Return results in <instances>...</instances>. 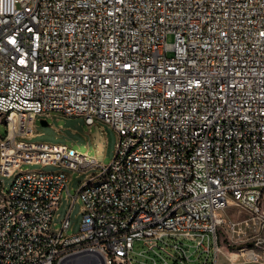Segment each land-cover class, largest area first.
<instances>
[{
  "label": "built area",
  "instance_id": "built-area-1",
  "mask_svg": "<svg viewBox=\"0 0 264 264\" xmlns=\"http://www.w3.org/2000/svg\"><path fill=\"white\" fill-rule=\"evenodd\" d=\"M55 115L111 126L112 161L28 140L37 117ZM0 123V173L12 176L6 191L0 184V264H70L78 254L88 264L91 254L158 264L147 251L160 264H188L184 240L204 262L213 246L218 264L221 224L257 232L252 247L229 252L230 264L244 251L258 259L264 0H0ZM67 170L86 173L75 195ZM64 190L70 208L57 225ZM77 199L79 229L68 233ZM232 206L246 216L225 219ZM135 241L147 251L136 253Z\"/></svg>",
  "mask_w": 264,
  "mask_h": 264
},
{
  "label": "rangeland",
  "instance_id": "rangeland-1",
  "mask_svg": "<svg viewBox=\"0 0 264 264\" xmlns=\"http://www.w3.org/2000/svg\"><path fill=\"white\" fill-rule=\"evenodd\" d=\"M172 35L167 36V42H172ZM45 118L37 117L32 126L33 135L28 138L31 142H49L54 144H63L72 146L80 152L88 154L90 157L96 158L97 161L102 164H109L115 153L116 142L118 135L115 130L107 123L101 120L96 121L94 125H87L82 116L77 117H66L62 115H55L52 118H46L47 125L41 124V120ZM6 126L0 123V137L5 134ZM22 171L26 170H45L52 171L57 169V166L50 164L41 163H22L19 167ZM70 180L67 188L70 195H75L80 185V181L85 178V172H77L67 170ZM12 180V176H5L0 173V184L4 191L9 187ZM66 191L62 193L60 205L55 211L54 221L59 225V222L64 218L70 208V200H66ZM82 202L77 199L70 211V228L68 233H75L79 229V223L81 220ZM246 216L244 210L236 206L229 207L223 212L225 219H241ZM218 244L220 251L218 254V264H230L228 260L229 252L237 251L241 248H250L253 246L255 240L253 237L257 234L254 226L246 227L244 232L233 233L228 232L224 228V225H220L217 230ZM261 234V233H260ZM259 236V235H258ZM257 237V236H256ZM174 240V239H173ZM185 246L188 248L187 253L189 254L188 264H212L213 263V246L210 247V254L207 262H204L206 252L201 248L197 249L194 247L192 241L184 240ZM212 244V242H211ZM134 251L136 253L147 251V246L143 241L134 242ZM255 252L258 255L257 260H250V254L248 253L241 256L234 264H264V246L255 248ZM134 254L137 257L140 255ZM162 255L164 253L161 251ZM146 255L155 257L158 264L161 263V258L155 254V252L147 251Z\"/></svg>",
  "mask_w": 264,
  "mask_h": 264
},
{
  "label": "water",
  "instance_id": "water-1",
  "mask_svg": "<svg viewBox=\"0 0 264 264\" xmlns=\"http://www.w3.org/2000/svg\"><path fill=\"white\" fill-rule=\"evenodd\" d=\"M41 124L47 125L48 123L45 119H42ZM91 256L93 257L91 260V264H105L102 256H100L99 254H91ZM86 259H89L87 258V255L78 254L70 259V264H88V261Z\"/></svg>",
  "mask_w": 264,
  "mask_h": 264
},
{
  "label": "bare ground",
  "instance_id": "bare-ground-1",
  "mask_svg": "<svg viewBox=\"0 0 264 264\" xmlns=\"http://www.w3.org/2000/svg\"><path fill=\"white\" fill-rule=\"evenodd\" d=\"M248 253L250 254V257H251V252H246V251H244L243 255H245V254L248 255Z\"/></svg>",
  "mask_w": 264,
  "mask_h": 264
}]
</instances>
